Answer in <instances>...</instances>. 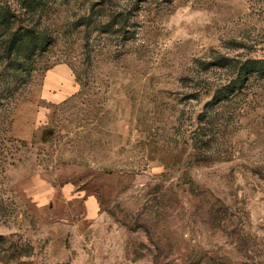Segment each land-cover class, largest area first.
Segmentation results:
<instances>
[{
  "label": "rangeland",
  "instance_id": "374dc122",
  "mask_svg": "<svg viewBox=\"0 0 264 264\" xmlns=\"http://www.w3.org/2000/svg\"><path fill=\"white\" fill-rule=\"evenodd\" d=\"M262 57L250 0H0V264H264Z\"/></svg>",
  "mask_w": 264,
  "mask_h": 264
},
{
  "label": "trees",
  "instance_id": "16d2710c",
  "mask_svg": "<svg viewBox=\"0 0 264 264\" xmlns=\"http://www.w3.org/2000/svg\"><path fill=\"white\" fill-rule=\"evenodd\" d=\"M250 3L254 5L260 15H264V0H250ZM238 76L237 82H244L250 75H264V57L262 58H249L246 60H240L237 64ZM221 95L215 94V98Z\"/></svg>",
  "mask_w": 264,
  "mask_h": 264
},
{
  "label": "crops",
  "instance_id": "0c3cea01",
  "mask_svg": "<svg viewBox=\"0 0 264 264\" xmlns=\"http://www.w3.org/2000/svg\"><path fill=\"white\" fill-rule=\"evenodd\" d=\"M59 68H60L61 70H63L62 66L56 67V69H59Z\"/></svg>",
  "mask_w": 264,
  "mask_h": 264
}]
</instances>
